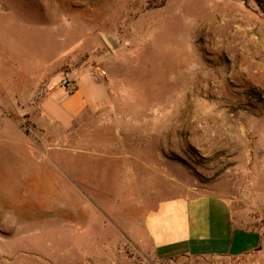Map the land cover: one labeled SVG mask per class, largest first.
<instances>
[{
	"label": "rangeland",
	"instance_id": "1",
	"mask_svg": "<svg viewBox=\"0 0 264 264\" xmlns=\"http://www.w3.org/2000/svg\"><path fill=\"white\" fill-rule=\"evenodd\" d=\"M0 76V264H264V0H0ZM206 193L254 251L157 258L147 211Z\"/></svg>",
	"mask_w": 264,
	"mask_h": 264
},
{
	"label": "crops",
	"instance_id": "2",
	"mask_svg": "<svg viewBox=\"0 0 264 264\" xmlns=\"http://www.w3.org/2000/svg\"><path fill=\"white\" fill-rule=\"evenodd\" d=\"M0 79L4 81L2 76H0ZM75 82L76 90L71 94L72 98L74 96L73 100H75L72 102L74 108L72 117H80L81 124H85L84 119H82L83 114L86 115L88 112L94 113L101 110L105 102L110 103V95L106 89L107 86L103 87L100 84L104 99L95 100L89 95L85 99L77 98L75 97L77 79ZM5 91L9 96L12 94L9 89ZM73 118L70 119L65 128H62V131L58 130L59 141L64 142L66 140L67 131L75 121ZM89 126L85 125L81 128L80 137L83 138L80 140L75 139V142L80 141L79 143H85L88 147L95 146L90 137L97 131ZM65 149L67 148L58 147V150ZM77 149L90 152L86 148ZM17 164V167L22 169H19L21 175L18 174L21 177V182L32 183L34 174L27 171L25 164L32 165L34 161L18 162ZM43 167L48 168L40 173V176L44 178L43 182L46 184L56 183L58 186L66 183V163L64 161H58L59 171L56 175V182L53 180L55 176L52 175L54 172L50 170L52 168L50 163L43 162ZM74 176H77L78 179L75 181L78 183L92 182V179H87L83 174H75ZM89 178H92V175ZM42 197L47 200L50 198L48 192ZM143 229L154 248L156 257L159 259H170L182 255L189 257H240L254 251L253 246L245 251L249 246L247 236H251L248 232L259 230L239 226L232 217L228 200L208 193L192 197L173 196L157 202L144 215Z\"/></svg>",
	"mask_w": 264,
	"mask_h": 264
},
{
	"label": "built area",
	"instance_id": "3",
	"mask_svg": "<svg viewBox=\"0 0 264 264\" xmlns=\"http://www.w3.org/2000/svg\"><path fill=\"white\" fill-rule=\"evenodd\" d=\"M60 87L64 88L68 93H73L76 90L75 79L64 77L60 80Z\"/></svg>",
	"mask_w": 264,
	"mask_h": 264
}]
</instances>
